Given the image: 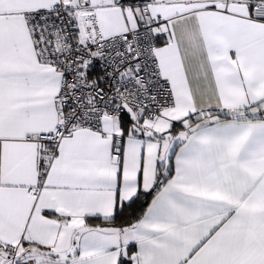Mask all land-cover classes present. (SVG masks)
Here are the masks:
<instances>
[{
  "label": "snow or ice",
  "instance_id": "snow-or-ice-1",
  "mask_svg": "<svg viewBox=\"0 0 264 264\" xmlns=\"http://www.w3.org/2000/svg\"><path fill=\"white\" fill-rule=\"evenodd\" d=\"M0 264H264V0H0Z\"/></svg>",
  "mask_w": 264,
  "mask_h": 264
}]
</instances>
